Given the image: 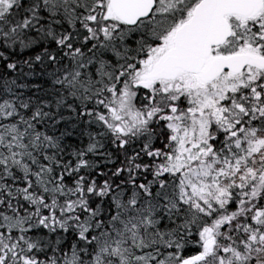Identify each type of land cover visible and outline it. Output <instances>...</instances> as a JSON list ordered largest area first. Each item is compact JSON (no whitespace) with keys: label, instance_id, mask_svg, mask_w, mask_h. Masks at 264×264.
Returning a JSON list of instances; mask_svg holds the SVG:
<instances>
[{"label":"snow or ice","instance_id":"6c2138e0","mask_svg":"<svg viewBox=\"0 0 264 264\" xmlns=\"http://www.w3.org/2000/svg\"><path fill=\"white\" fill-rule=\"evenodd\" d=\"M0 264H264V0H0Z\"/></svg>","mask_w":264,"mask_h":264}]
</instances>
